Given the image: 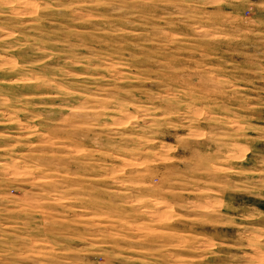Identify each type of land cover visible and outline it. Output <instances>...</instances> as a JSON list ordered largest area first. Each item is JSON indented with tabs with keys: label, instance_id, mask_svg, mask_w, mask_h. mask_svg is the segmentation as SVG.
<instances>
[{
	"label": "rangeland",
	"instance_id": "rangeland-1",
	"mask_svg": "<svg viewBox=\"0 0 264 264\" xmlns=\"http://www.w3.org/2000/svg\"><path fill=\"white\" fill-rule=\"evenodd\" d=\"M0 264H264V0H0Z\"/></svg>",
	"mask_w": 264,
	"mask_h": 264
}]
</instances>
